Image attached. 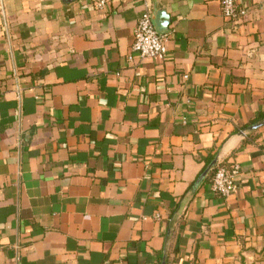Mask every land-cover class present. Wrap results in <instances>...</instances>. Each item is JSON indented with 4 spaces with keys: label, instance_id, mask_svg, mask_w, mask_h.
<instances>
[{
    "label": "crops",
    "instance_id": "obj_1",
    "mask_svg": "<svg viewBox=\"0 0 264 264\" xmlns=\"http://www.w3.org/2000/svg\"><path fill=\"white\" fill-rule=\"evenodd\" d=\"M153 1L129 62L142 0H0V264H264V0Z\"/></svg>",
    "mask_w": 264,
    "mask_h": 264
},
{
    "label": "built area",
    "instance_id": "obj_2",
    "mask_svg": "<svg viewBox=\"0 0 264 264\" xmlns=\"http://www.w3.org/2000/svg\"><path fill=\"white\" fill-rule=\"evenodd\" d=\"M97 11L104 12L111 0H93ZM146 9L138 18L133 39L129 47L127 60L164 61L167 57V35H158L151 22V12L147 0H142ZM220 11L226 21L237 24L247 16L248 9L236 0H218ZM118 75V74H117ZM240 174V166L236 163L216 165L209 183L210 191L219 197H229L236 190L235 180ZM157 217V216H156Z\"/></svg>",
    "mask_w": 264,
    "mask_h": 264
},
{
    "label": "water",
    "instance_id": "obj_3",
    "mask_svg": "<svg viewBox=\"0 0 264 264\" xmlns=\"http://www.w3.org/2000/svg\"><path fill=\"white\" fill-rule=\"evenodd\" d=\"M151 22L152 25L157 32L158 35H169L171 33L170 24H171V17L168 13H166L163 9H159L157 3L153 1V10L151 13ZM263 123L253 124L250 126V130H255L259 128ZM215 164V161H212L207 168L202 172L199 178L196 181L198 184L208 173L211 167Z\"/></svg>",
    "mask_w": 264,
    "mask_h": 264
},
{
    "label": "trees",
    "instance_id": "obj_4",
    "mask_svg": "<svg viewBox=\"0 0 264 264\" xmlns=\"http://www.w3.org/2000/svg\"><path fill=\"white\" fill-rule=\"evenodd\" d=\"M256 122H261L264 123V111L258 116V118L254 121H251L250 123H248L247 125H244L243 128L244 129H249V127L253 124H255Z\"/></svg>",
    "mask_w": 264,
    "mask_h": 264
}]
</instances>
